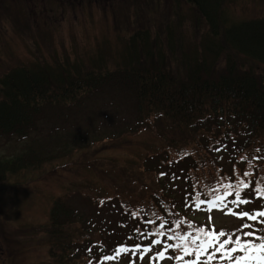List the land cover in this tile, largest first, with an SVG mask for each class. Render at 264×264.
<instances>
[{"label": "trees", "instance_id": "1", "mask_svg": "<svg viewBox=\"0 0 264 264\" xmlns=\"http://www.w3.org/2000/svg\"><path fill=\"white\" fill-rule=\"evenodd\" d=\"M226 2L124 0L123 5L129 10L135 7L136 15L131 19L130 11V15L125 14V18L117 21V29L122 27V21L130 29L119 38L122 45L115 51L116 62L106 50L86 70L68 60V68L60 63L50 66L42 61L29 65L14 61L13 66L0 74V138L10 151L5 158L6 153L0 154V191L17 189L19 179L32 178L41 165L55 168V161L82 166V162L97 163L104 167L95 173L100 177L105 176L107 169V183L98 180L109 189L108 198L95 196L94 191L80 183L74 185L77 191L65 184L63 196L50 201L49 223L36 224L35 234L42 232L49 243L47 260L40 264L108 263L101 257L119 245L137 243L140 232H154L165 220L168 221L165 231L174 228L172 221L178 219L212 229L189 219L186 212L189 206L195 207L192 197L197 191L203 194L202 199L210 198L206 195L210 187L238 183L241 179L251 182L250 191L254 195L252 189L257 183L264 188V159H256L264 157V16L243 18L246 23L241 29L231 27L224 9ZM162 3L164 8L160 12ZM181 3L189 6L188 14L193 18L191 30L179 31L180 17L169 16L173 5L178 8ZM7 7L11 10L9 2ZM7 14L11 17L13 11ZM18 14L24 20V13ZM195 30L201 38L185 33ZM103 85L112 90L101 93ZM115 90L121 94L120 101L128 102L135 111L129 117V120L136 117L135 123L127 129L102 126L107 119L102 104H94L99 107L96 110L101 118L94 119L92 110L84 121L95 126L79 129L78 135L72 131L58 135L54 131L59 129L57 126L45 125V132L38 129L46 109L47 113L51 109L49 115L63 113L68 107L82 109L94 98L110 96ZM74 121L79 119L71 122ZM99 131L105 135L95 139L93 136ZM145 131L151 132L153 138L144 154L128 159L134 161L127 163L105 154L115 145H123L121 140L127 136ZM86 135L91 136L90 140L86 141ZM103 139L105 144L99 145ZM69 140L73 143L69 150L74 153L67 151ZM20 141L25 142L21 146L14 143ZM218 141L216 148L223 143L234 153L225 155L228 168L217 163L222 159L214 150ZM71 154L88 158L75 160L68 157ZM95 154L99 156L93 158ZM171 161L185 164L190 170L192 189L186 201L182 198L171 201L162 196L164 185L159 168L165 163L169 166ZM35 164L38 165L33 167ZM244 172L249 175L244 176ZM10 174L19 178L8 184ZM256 199L250 205L251 212L264 209V198ZM101 201L107 208L116 209L119 216L124 213L123 218L108 225V214ZM153 219L157 221L155 225L148 223ZM131 228L140 230L129 231ZM27 229L33 230L31 224L24 231ZM185 230L191 231L187 223L180 229ZM129 254L122 255L126 259Z\"/></svg>", "mask_w": 264, "mask_h": 264}, {"label": "rangeland", "instance_id": "2", "mask_svg": "<svg viewBox=\"0 0 264 264\" xmlns=\"http://www.w3.org/2000/svg\"><path fill=\"white\" fill-rule=\"evenodd\" d=\"M8 2L11 4V10L7 7ZM123 4L124 0H0V74L13 66L14 61L27 65L33 62L38 64L42 61L50 66L60 63L68 68V65H66V60H68L71 64H79L81 69L86 70L92 68L93 66H88L89 63L95 61L106 50L107 52L105 53L110 54L113 61L116 62L114 60L115 51L118 45H122L119 38L121 34L130 29L129 25H124L127 24L125 21L120 24L123 29H121L122 27L117 29V21L125 18V14L130 15V11L131 19L136 15L134 6H131L129 10V7ZM163 8L164 5L162 3L159 8L160 12ZM188 8L189 6L184 3H181L178 8L173 5L172 14L169 15L171 19H175L176 16L180 17L182 25L178 28L179 31L191 30L189 27L193 24V18L189 16ZM224 9L227 10V15L230 17L229 26L241 29L242 25L246 23L243 18L258 14H261V17L264 16V13H262L264 0H227ZM11 11H13V14L9 17L7 13ZM20 11L24 13V20L18 14ZM14 19L18 20V22H14ZM185 33L188 36H195L197 39L201 38L200 33L196 30ZM242 38L246 42L249 41L244 36ZM106 86H102L101 93L112 90L110 86L108 88ZM120 95L116 91L104 98L96 97L82 109H79V107H68L64 109L63 113H58L60 117L53 113L49 115L51 109L49 113H47L46 109L42 115L45 116L42 118V123H40L38 129H42L45 132V125L50 128L57 126L59 129L54 131H58V135L59 132L65 133L66 131H72L78 135L79 129L85 130L86 127L93 128L95 126L93 122H91V125L88 122L84 123L92 110H95V112H92L94 119L101 118L98 115V110H96L99 107L94 104H102L101 109L106 111L104 117L107 116V119L102 126L110 127L111 130L116 128L119 130L127 129L135 123L136 117L129 120L130 114L135 111L128 102L120 101L121 99L118 98ZM91 105L92 107H90ZM75 118L79 119V121L71 122ZM77 123L79 124L76 126ZM103 134L99 131L93 137L99 139L104 137L105 134ZM151 134V132L145 131L136 134V136H127L125 138L126 141H123L125 139L121 140L123 145H115V148L108 149L105 154L130 163L134 159H128L142 155L147 151L146 147L153 138ZM90 138L91 136L86 135V141L90 140ZM3 142L1 137L0 154L4 155L6 153L3 157L5 158L9 156L7 154L10 151ZM23 142L14 143L21 146ZM104 142H106L105 139L99 145L105 144ZM218 143L219 141L214 145V150L217 149ZM67 144H69L66 147L68 151L73 143L69 140ZM7 145L11 146V150H14L11 142H8ZM218 148L221 151H216V153L222 159L217 163L222 164L223 168H228L229 163L225 155H233L234 153L229 152L228 150L230 149L228 146L225 148L223 143ZM70 152L74 153V151ZM58 153L62 155L63 152L60 151ZM96 156H99V154L93 155V158ZM68 157L75 160H87L88 155L71 154ZM105 157L103 156V158ZM224 158L225 160H223ZM174 161H171L169 166L165 163L161 169L159 168L160 171L166 174L160 179L162 185H164L162 196L163 198L171 199V201L176 200V198L178 200L182 198V201H186L191 195L192 189V184L188 179L190 170L187 165L181 163L176 165ZM58 163V161L53 163L56 168H51V165H41L40 169L33 173L32 178L19 179L17 189L11 188L6 192L0 191V264H40L47 260L49 243L46 237L43 238L41 231H39L41 233L37 231L35 234L38 229L36 224L49 223L50 201L63 196L65 184L69 185L73 191H77L74 185L81 183L82 186L87 187L86 189L91 192L94 191L95 196L101 194L108 198L109 189H105V185L99 181L102 180L107 183V175L105 173L107 169L104 171V177L95 174L99 169L103 171V166L97 163L86 164L85 162H82L83 166L81 164H72L71 166L65 164L64 166V164ZM37 165L35 164L33 167ZM128 167L130 168V165ZM25 168L29 169L28 167ZM183 172L184 177L182 176ZM18 178L19 176L10 174L6 183H12V179ZM145 181L149 182L150 180L146 177ZM247 198L251 199L252 203L241 205L239 208L230 203L234 196L226 198L225 202L235 211L247 210L251 212L252 207L250 205L257 201V197L249 190ZM104 206L108 214L106 222L108 225L112 226L120 218H123L124 213L119 216L116 209L113 207L107 208L105 203ZM195 207L189 206L186 209L189 219H196L200 223L211 226V228L216 230L233 231L239 229L242 223H250L225 214L226 209L222 211L213 207L209 211V207ZM210 217L211 220L209 219ZM28 224H31L33 230L27 229L24 231ZM140 224L144 225L142 222ZM137 229L131 228L129 231L138 232ZM22 233L24 234L22 235ZM142 233L146 235L151 232L147 233L146 231L138 234V243L142 245H149L151 239L157 238L149 236L145 239L144 235H141ZM160 239L162 244L154 246L153 252L148 254L143 261H140L138 256L133 257L128 253L129 257L126 259L121 255L117 261L104 264H130V261L133 260L136 261V264H175L173 259H165L159 262L152 261L151 257L163 248V242L166 237H160ZM167 255L175 256L172 250H169Z\"/></svg>", "mask_w": 264, "mask_h": 264}, {"label": "snow or ice", "instance_id": "3", "mask_svg": "<svg viewBox=\"0 0 264 264\" xmlns=\"http://www.w3.org/2000/svg\"><path fill=\"white\" fill-rule=\"evenodd\" d=\"M219 152L221 149L217 148ZM259 152L260 149H257ZM187 155V153H185ZM242 159L248 160V157ZM256 159H264V157H256ZM250 163V161H249ZM166 174L161 172L160 176ZM244 176H248V172H244ZM251 182H245L241 179L238 183H228L217 187H210L206 194V199H202V193L197 191L192 197L195 206L200 208L201 205H209V211L213 207L225 210V214L235 216L242 221L247 220L253 223H242L239 229L229 231L225 229L211 230L204 226H194L191 222L184 219L172 221L174 228L165 231L168 221L160 223L154 232L144 235L147 239L149 236L157 238L151 239L149 245L137 243L131 247L119 245L114 250L113 255L102 256L101 259L106 262L117 261L121 254L131 253L132 256H138L140 261L153 252L154 246L161 245L160 237H166L163 242V248L157 251L151 257L152 261H163L165 259H173L183 264H264V209L249 211H235L225 202L226 198L234 196L230 201L232 205L239 208L241 205H248L252 200L247 198V192L250 190ZM222 191V194L221 193ZM257 198H264V188L257 183L256 188L252 189ZM187 199V198H186ZM104 203V201H101ZM135 216L136 214L133 213ZM211 220V217L209 218ZM155 225V219L148 221ZM187 223L191 231H180L182 226ZM137 231H139L137 229ZM171 232L172 234H168ZM131 239V237H129ZM169 250L178 251L180 254L169 256ZM91 251V249H89ZM92 264V261H89ZM130 264H136V261H130Z\"/></svg>", "mask_w": 264, "mask_h": 264}]
</instances>
